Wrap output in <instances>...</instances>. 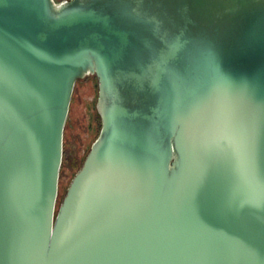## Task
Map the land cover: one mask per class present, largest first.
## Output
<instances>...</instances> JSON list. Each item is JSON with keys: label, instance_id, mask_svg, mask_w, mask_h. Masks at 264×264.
Masks as SVG:
<instances>
[{"label": "water", "instance_id": "1", "mask_svg": "<svg viewBox=\"0 0 264 264\" xmlns=\"http://www.w3.org/2000/svg\"><path fill=\"white\" fill-rule=\"evenodd\" d=\"M0 264H264V0H0Z\"/></svg>", "mask_w": 264, "mask_h": 264}, {"label": "rangeland", "instance_id": "2", "mask_svg": "<svg viewBox=\"0 0 264 264\" xmlns=\"http://www.w3.org/2000/svg\"><path fill=\"white\" fill-rule=\"evenodd\" d=\"M54 1L59 2L61 0ZM96 98V79L94 77H87L77 85L72 102H70L67 115L68 124L63 132V142L65 148L69 152H76L78 157L86 155L96 136ZM75 173V171L68 170L60 174V180H58L57 206L60 204L66 188Z\"/></svg>", "mask_w": 264, "mask_h": 264}, {"label": "trees", "instance_id": "3", "mask_svg": "<svg viewBox=\"0 0 264 264\" xmlns=\"http://www.w3.org/2000/svg\"><path fill=\"white\" fill-rule=\"evenodd\" d=\"M81 81H77L75 83V86H74V90H73V94H72V97L73 95L75 94V89L77 87V85L80 83ZM71 102H72V98H71ZM97 115V114H96ZM96 120H97V131H96V136L98 135L99 133V130H100V127H101V123H100V119L98 116H96ZM67 124H68V120H66V123H65V127H64V131L67 127ZM63 131V132H64ZM64 136V134H63ZM95 136V138H96ZM85 155L82 156V157H78L76 155V152L72 153V152H69L66 148H65V145H64V142H63V154H62V163H61V167H60V173H59V180H60V174L65 172V171H68V170H72V171H75L77 172L78 168L80 167V165L82 164V161L84 159ZM74 176V175H73ZM72 176V177H73ZM59 206V205H58ZM58 206H57V201H56V209H58Z\"/></svg>", "mask_w": 264, "mask_h": 264}]
</instances>
